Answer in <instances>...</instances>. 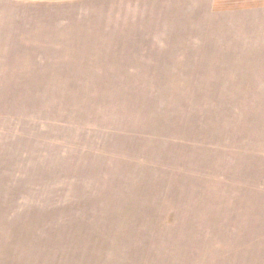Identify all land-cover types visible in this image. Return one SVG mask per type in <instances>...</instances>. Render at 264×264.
I'll use <instances>...</instances> for the list:
<instances>
[{
    "label": "rangeland",
    "instance_id": "1",
    "mask_svg": "<svg viewBox=\"0 0 264 264\" xmlns=\"http://www.w3.org/2000/svg\"><path fill=\"white\" fill-rule=\"evenodd\" d=\"M0 264H264V0H0Z\"/></svg>",
    "mask_w": 264,
    "mask_h": 264
}]
</instances>
